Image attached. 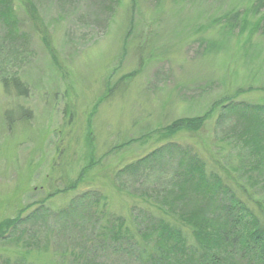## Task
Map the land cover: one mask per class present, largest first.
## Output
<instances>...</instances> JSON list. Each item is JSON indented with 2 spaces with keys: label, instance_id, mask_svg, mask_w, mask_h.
I'll return each instance as SVG.
<instances>
[{
  "label": "rangeland",
  "instance_id": "rangeland-1",
  "mask_svg": "<svg viewBox=\"0 0 264 264\" xmlns=\"http://www.w3.org/2000/svg\"><path fill=\"white\" fill-rule=\"evenodd\" d=\"M13 1L27 40L6 46L0 30V229L42 203L49 217L7 228L0 264H157L151 221L191 244L163 213L195 199L165 193L180 156L115 178L169 144L206 164L264 225V170L244 172L259 158L234 138L244 127L236 112L222 117L230 101L264 105V0H32L36 27ZM8 71L21 87L5 88ZM203 117L197 133L169 129ZM86 192L99 198L97 216L63 223L58 213Z\"/></svg>",
  "mask_w": 264,
  "mask_h": 264
},
{
  "label": "trees",
  "instance_id": "trees-1",
  "mask_svg": "<svg viewBox=\"0 0 264 264\" xmlns=\"http://www.w3.org/2000/svg\"><path fill=\"white\" fill-rule=\"evenodd\" d=\"M18 1L26 9L28 17L36 27L39 15L32 0ZM18 18L14 1L0 0V30L3 32L2 41L6 46L21 45L24 47L26 44L27 37L19 32L21 21ZM42 40L46 45V49H50V43L47 39L42 38ZM5 70L0 69L1 72ZM3 81L6 89H10L8 83H12L11 85L16 88L21 87L16 71H8L7 76L4 75ZM19 94L21 95L20 92ZM225 112L222 117L236 112L237 121L243 123L244 127L241 131H236L233 134L234 138L249 150L248 152L253 158L256 156L259 158L244 172L249 175V171H263L264 105L237 104L230 101ZM203 122L204 117L202 119H182L173 125L174 128L170 127L169 129L179 130L178 127H180L183 130L197 133L202 128ZM176 156H180L178 161L182 160V170L168 181V186L164 187L165 193H169L175 200L178 198L177 200L182 201L184 197H194L195 199L191 198L189 204L183 202L179 209L173 207L168 212L164 211L162 207L160 209L165 214L171 212V217H174V220L183 224L190 231L193 241L189 244V239L184 237L180 230L174 229L175 227L164 221H151L150 230L145 238L146 240L151 239L156 250L160 252L161 257L157 264H264V225L260 224V218L249 212L242 201L235 197L232 189L224 186L216 176L208 174L206 164L191 155V153L186 154V150L179 145L169 144L167 147L163 146L156 151L154 150L138 162L121 168L115 178L119 179L124 174L130 177L139 176L140 174L145 176L146 173H151L155 167L161 165L160 163L163 162L164 157L174 158ZM89 168L86 167L82 171L80 177L75 180V184L68 189H63L61 192L76 189L77 184L84 181L83 176ZM178 184H180L179 188L177 187ZM172 188L178 191L174 192ZM177 193H179L178 196ZM98 200L99 198L92 192H86L73 201L70 208L59 212L58 216L66 225L76 222L74 221L76 214L78 217L90 216V214L97 216V211L90 212ZM165 203L167 207L170 202ZM48 217L49 211L42 203L26 218L22 219L18 216L14 220L6 221L4 232L3 229H0V234H5L0 238L2 240L7 239L6 235L10 229V235L16 229L22 232L26 224H36ZM123 228V224L120 223L118 226L119 231L116 233L112 232L113 229H110L108 231L109 238L112 239L123 233ZM81 259L84 260L83 255H81Z\"/></svg>",
  "mask_w": 264,
  "mask_h": 264
}]
</instances>
